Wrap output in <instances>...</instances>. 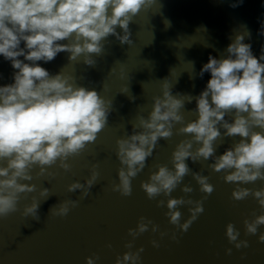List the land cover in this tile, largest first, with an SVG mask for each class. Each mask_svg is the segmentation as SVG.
I'll return each instance as SVG.
<instances>
[{
  "label": "water",
  "instance_id": "1",
  "mask_svg": "<svg viewBox=\"0 0 264 264\" xmlns=\"http://www.w3.org/2000/svg\"><path fill=\"white\" fill-rule=\"evenodd\" d=\"M237 4V7H232ZM168 21L171 27H166ZM264 0H157L151 7L142 10L130 23L131 45L121 44L115 36H109L102 43L101 55L91 54L95 66L84 63V55L75 61L69 59V52H60L54 60L45 63L37 61L50 75L62 73L74 77L77 86L96 90L105 100H112L108 125L98 134L97 140L79 156L70 157L67 163L71 170L65 172L57 164L48 169L54 176L38 177L39 166H34L32 181L36 191L21 194L18 211L6 218H0V264H87V257H99L95 264H116L117 257L125 252L140 253L138 264H264V242L259 235L264 233V225L259 226L256 235H246L244 221L255 219L264 214L254 196L244 200H234L232 192L237 184L253 191L264 189V180L243 184L228 183L224 180L225 171L216 172L209 167L214 159L193 162L188 159L191 171L186 175L170 197L163 194L149 199L142 189L143 182L150 180L157 165H167L174 169L172 153L191 134L180 133L179 129L198 119L195 97L205 90L211 73H199L212 55L217 59L227 58V46L238 34L245 35V43L252 45L253 55L260 57L264 49ZM123 35V30L117 27ZM247 32L251 33L249 38ZM63 40L59 43H72ZM20 47H25L21 42ZM25 63H31L19 57ZM264 63V61H261ZM11 61L0 55V86L14 83ZM242 75V72H241ZM165 79H167L165 81ZM167 83L172 95L185 100L180 110L182 123H175L170 139L161 138L147 159L145 168L132 179V194L123 196L113 191L119 183L118 170L121 163L116 155L117 140L127 138L133 132V124L138 117H147L153 110L154 98L162 97L164 84ZM191 95L193 100L181 95ZM134 96L133 101L130 97ZM181 96V97H180ZM211 102V98L209 97ZM246 115V114H245ZM225 119L234 122V113ZM139 130V129H138ZM260 131L259 128L255 129ZM222 136L214 142L215 155L220 156L238 143L242 138L237 135L225 137L226 131L220 128ZM250 142V140H249ZM202 145L194 143L192 151ZM93 165L100 175L90 194L81 199L82 193L68 191V186L79 181L84 183L91 175ZM6 167L7 160L0 161ZM192 172H200L209 178L214 186L211 195L200 191V185ZM193 189L184 193V186ZM49 188L51 195L39 208L40 220L25 217V206L31 205L33 198L43 201L41 190ZM207 196L206 199L204 197ZM203 201L204 212L184 232L171 224L167 200L180 198ZM66 200H78V206L71 208L67 216L60 217L50 213V209ZM164 200L163 207L158 206ZM179 207L182 213L181 224L191 217L190 207ZM255 213V216L253 215ZM158 225V231H148L135 237L129 229H136L140 218ZM232 223L239 231V240H247L248 247L236 249L229 243L226 226ZM161 233L165 235L161 236ZM175 236V239H173ZM156 240L159 247H154ZM132 242L133 247L125 245ZM111 245V247H109ZM231 248L229 255L227 249ZM131 264V262H129Z\"/></svg>",
  "mask_w": 264,
  "mask_h": 264
},
{
  "label": "clouds",
  "instance_id": "2",
  "mask_svg": "<svg viewBox=\"0 0 264 264\" xmlns=\"http://www.w3.org/2000/svg\"><path fill=\"white\" fill-rule=\"evenodd\" d=\"M157 0H0V55L11 61L14 83L0 86V161L7 160V166H0V218H6L17 212L21 194L36 191L32 181V169L39 166L38 177L54 176L48 171L57 164L65 172L71 170L67 163L70 157L79 156L89 144L97 140L98 134L108 125V117L113 110L112 100H105L96 90L77 86L74 77L62 73L50 75L47 69L37 64L55 59L60 52H69L71 61L84 55V63L95 66L91 54L101 55L102 43L109 36H115L121 44L131 45L130 23L144 9L151 8ZM243 3V0H239ZM237 7V4H232ZM123 30V35L117 32ZM166 27H171L168 21ZM264 35V25L260 33ZM249 38L251 33L247 32ZM72 40V43H59ZM245 35L238 34L227 46V58L217 59L210 55L203 65L199 76L210 72L211 79L205 90L195 97L198 119L179 129L180 133L191 134V139L181 141L172 153L174 169L167 165H157L150 180L141 187L149 199L171 193L189 174L191 169L186 161L197 162L214 159L209 167L216 172L225 171L224 180L228 183L247 184L258 179L264 180V49L259 58L253 55L252 45L245 43ZM25 47H20L21 42ZM19 57L31 63H25ZM242 72V75H241ZM167 79H165L166 81ZM162 97H155L153 110L147 117H138L133 124V132L127 138L117 140V157L121 163L118 170L119 183L113 185V191L123 196L132 194V179L146 166L147 159L153 155L159 140L170 139L175 123H182L180 110L185 100L172 95L168 84H164ZM191 103L193 97L181 95ZM180 96V97H181ZM211 98V102L209 100ZM135 100L134 96L130 97ZM234 113V122L225 117ZM246 114V115H245ZM220 128L225 129V137L239 135L242 139L216 156L214 142L222 136ZM259 128L260 131L255 129ZM139 129V130H138ZM250 140V142H249ZM194 143L202 146L192 151ZM93 165L91 175L84 183L76 181L68 186V191L82 193L86 198L100 175ZM200 185V191L211 195L214 186L209 178L200 172H192ZM184 193L193 189L184 186ZM45 199L33 198L31 205L25 206L23 215L39 221V208L51 195L49 188L41 190ZM254 196L264 210V189L253 191L237 184L232 198L240 201ZM207 196L204 197L206 199ZM78 200H66L54 205L50 213L67 216L71 208L78 206ZM164 200L158 206L163 207ZM190 207L191 217L181 224L182 213L179 207ZM170 223L186 232L191 224L204 212L203 201L169 198L167 200ZM255 216V213H253ZM140 218L136 229H129V235L135 237L148 231L151 220ZM246 235H256L258 228L264 225V214L255 219L245 220ZM159 226L152 224V231ZM165 233H161V236ZM229 243L236 249L248 247L247 240H239V231L232 223L226 226ZM175 239V236H173ZM264 242V233L259 235ZM154 247H159L156 240ZM131 249L132 242L125 245ZM111 247V245H109ZM140 248L136 252L128 251L117 257L116 264H138L141 259ZM232 249H227L230 255ZM99 257H87V264H95Z\"/></svg>",
  "mask_w": 264,
  "mask_h": 264
}]
</instances>
